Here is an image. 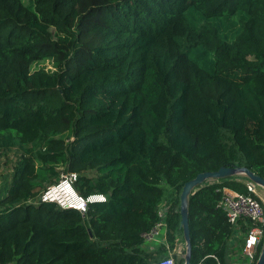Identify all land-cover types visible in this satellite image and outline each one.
Segmentation results:
<instances>
[{
  "label": "trees",
  "instance_id": "obj_1",
  "mask_svg": "<svg viewBox=\"0 0 264 264\" xmlns=\"http://www.w3.org/2000/svg\"><path fill=\"white\" fill-rule=\"evenodd\" d=\"M45 58L53 71L31 70ZM1 153L0 264L167 256L187 180L221 166L264 179V0H0ZM59 166L106 200L41 201ZM239 178L190 193V264H248L251 222L218 206L224 188L246 192ZM161 219L164 242L149 243Z\"/></svg>",
  "mask_w": 264,
  "mask_h": 264
},
{
  "label": "built area",
  "instance_id": "obj_2",
  "mask_svg": "<svg viewBox=\"0 0 264 264\" xmlns=\"http://www.w3.org/2000/svg\"><path fill=\"white\" fill-rule=\"evenodd\" d=\"M75 179L76 173L74 172L61 173L57 182L47 185L40 193L39 199L56 202L64 208H76L81 212L85 211L88 202L106 200V196L102 193L90 194L87 197L79 195L73 188ZM245 186L246 192L224 188L218 206L225 211L227 220L232 224L241 218L251 222L244 235L242 252L248 264H254L260 250L259 247L264 240V199L257 196V185L253 181L246 179ZM159 213L161 215L160 209ZM164 225V219L157 222L148 233L144 234L146 240L159 234V227ZM152 264H175V260L173 254L169 253Z\"/></svg>",
  "mask_w": 264,
  "mask_h": 264
},
{
  "label": "water",
  "instance_id": "obj_3",
  "mask_svg": "<svg viewBox=\"0 0 264 264\" xmlns=\"http://www.w3.org/2000/svg\"><path fill=\"white\" fill-rule=\"evenodd\" d=\"M236 174H242L247 179L253 181L257 186L264 188V179L244 166H221L214 171L199 172L195 177L187 180L183 184L179 194L180 227L182 229V236L185 243V251L182 256L183 264H190L191 258L192 244L190 240V231L188 224V200L190 193H192V191H194L196 187L201 186L202 183L207 179H221ZM254 264H264V240L260 246V250Z\"/></svg>",
  "mask_w": 264,
  "mask_h": 264
},
{
  "label": "rangeland",
  "instance_id": "obj_4",
  "mask_svg": "<svg viewBox=\"0 0 264 264\" xmlns=\"http://www.w3.org/2000/svg\"><path fill=\"white\" fill-rule=\"evenodd\" d=\"M37 68H44L49 71H53L55 69V64L54 61L50 58H45V59H40L35 61L31 65V70L37 69ZM14 154V150L8 152V156H12ZM10 160L7 159V156L4 153L0 154V195L4 192V189H6L8 180L10 178V173H11V165L12 163L9 162ZM60 174L64 173L62 171V166L57 167ZM165 229L164 226L159 227V234H156L153 236L150 241L154 239H159L161 238V235L163 233V230ZM157 242V240L155 241ZM172 254L175 260V264L178 262L180 258H182L184 251H185V243L183 240V236L181 233H179L176 236V239L171 247Z\"/></svg>",
  "mask_w": 264,
  "mask_h": 264
},
{
  "label": "crops",
  "instance_id": "obj_5",
  "mask_svg": "<svg viewBox=\"0 0 264 264\" xmlns=\"http://www.w3.org/2000/svg\"><path fill=\"white\" fill-rule=\"evenodd\" d=\"M239 179H242L244 182L246 181V179L247 178H239ZM257 196L259 197V198H263L264 199V188H262V187H260V186H257ZM3 194V193H2ZM2 194L0 195V196H2ZM159 209H160V211H161V216L162 217H164V215H165V209H166V206L164 205V203L163 202H161L160 204H159ZM164 233H165V229L163 230V233H162V239L161 238H159V239H154V240H152V241H150V240H147L149 243H154L156 240H157V242L156 243H162V242H164L163 240L165 239L164 238ZM172 252V250L168 247V245L166 244V249H165V253H167V254H169V253H171Z\"/></svg>",
  "mask_w": 264,
  "mask_h": 264
}]
</instances>
